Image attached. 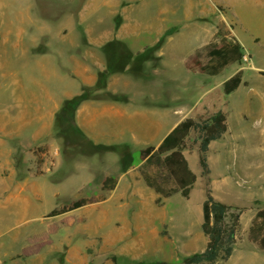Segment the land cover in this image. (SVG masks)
<instances>
[{
  "label": "rangeland",
  "instance_id": "obj_1",
  "mask_svg": "<svg viewBox=\"0 0 264 264\" xmlns=\"http://www.w3.org/2000/svg\"><path fill=\"white\" fill-rule=\"evenodd\" d=\"M86 1L0 0V120L11 112L13 96L23 97L22 82L15 81L13 86L9 66L14 59V70L21 76L25 35L47 27L55 41L67 40L66 46L71 47L87 38L88 25L113 24L117 30L126 23L125 39L136 52L144 43L163 41L154 53L157 60L136 63L138 75L130 72L133 60L116 73L148 80V72L157 70L149 95L167 103L165 110L183 112L193 105L223 110L228 131L210 145L207 174L199 162L197 134H190L184 152L198 178L189 197H184L179 192L164 196L147 184L145 174L166 189L175 186L156 159L142 160V144L96 141L77 124L94 144L114 147L92 152L91 146L57 136L54 125L55 141L46 140L50 147L43 162H35L34 156L25 161V152L18 148L13 156L15 173L7 177L8 189H3L8 183L2 182L0 174V264H130L139 260L181 264L184 256L206 247L208 238L201 223L208 190L242 209L234 251L216 264H264V250L248 236L253 217L264 207V0H95L89 9ZM34 13L39 14L38 21L33 20ZM20 23L27 25L26 32L16 42L17 53L10 56L16 39L6 40L7 33ZM220 26L228 40L239 42L243 60L215 75L191 69L195 54L202 63L209 62L211 44L222 38L217 34ZM112 45L105 52L109 59L123 52ZM240 69L241 84L225 93L223 82ZM66 82L49 79L47 86H54L62 96L67 89L78 91L75 80H70L71 86ZM113 87L132 94V105L143 100L137 83L118 77ZM31 169L38 174L36 193L23 186L34 180ZM107 175L120 179L116 189L103 187ZM80 198L87 203L69 209ZM55 209L59 213L52 214Z\"/></svg>",
  "mask_w": 264,
  "mask_h": 264
},
{
  "label": "crops",
  "instance_id": "obj_2",
  "mask_svg": "<svg viewBox=\"0 0 264 264\" xmlns=\"http://www.w3.org/2000/svg\"><path fill=\"white\" fill-rule=\"evenodd\" d=\"M94 2L95 0H87L86 9H89L90 6L93 7ZM43 15L47 19L44 13ZM205 15H203V19H206ZM26 16L32 21L29 14H26ZM35 19L37 21L40 19L39 14L34 13L33 20ZM26 27L23 23L14 27L10 26L6 40L11 39L14 42V39H16L10 48V56L12 52L13 54L17 53L16 50L14 53V47L17 46L16 42L22 34L26 32ZM126 27V23L121 24L117 30H113V24L108 27L88 25L85 27L87 38L85 40H75L76 42L71 41L74 42L70 45L71 47L66 46L67 40L55 41L56 37L51 36L47 27L37 34L29 33L25 35L24 57L26 58L22 65L21 76L18 75V71L14 70V59H11L9 66L13 68L10 70L14 80L13 86L15 81L19 83V80H21L22 82L23 97L18 100V95L13 96L15 102L10 105L11 112L7 113V118L0 120V174L2 175V182L8 183L7 177L15 173L13 156L18 148L21 153L25 152V161L33 156L37 158V161H35L37 163L44 161L42 156H46L48 147H50L45 142L48 138H50V142L55 141L52 137L55 115L63 100L80 93L83 85L94 84L97 81L98 72L106 68L107 60L103 45L111 41H117L121 43L123 51L126 47L137 54L145 51L148 46L154 45L157 41L156 39L144 43L136 52L125 39ZM11 32L12 35H10ZM61 32H63L62 29L59 30L60 37ZM12 37L14 38L12 39ZM61 58H64L66 62L61 63ZM156 74L157 70L153 74L148 72L147 75L151 76L148 80H142L141 77L138 79L129 73L111 74L108 81V90L114 94L126 96V98L121 100H85L81 102L76 110V123L91 138L95 136L96 141H107L112 144L129 143L130 145L138 143L142 144L144 149L148 146H158L164 137L184 118L188 116L194 118L205 117L217 111H212L206 105L200 109L193 105L183 112L180 111L181 109L165 110L167 103L164 105L152 98L151 94L149 95V91L152 90V88L149 89V86L157 82ZM115 77L137 83L139 94L143 100L132 105L130 103L133 100L132 94H127L113 87ZM55 78L69 81L64 84L67 86H71L70 80H75L79 88L78 91L67 89L63 96L58 94L54 86L53 88L47 86V80ZM16 93L17 90H13V95H16ZM148 95L150 99H148ZM148 158H142V160L146 161ZM29 173L34 180L26 182V185L23 186L36 193L39 191L35 182L38 174L33 169L29 170ZM119 181L120 179H116L111 183L113 187L108 186L107 189H116ZM17 185L19 188L22 187V184ZM8 188L9 183L3 189Z\"/></svg>",
  "mask_w": 264,
  "mask_h": 264
},
{
  "label": "trees",
  "instance_id": "obj_3",
  "mask_svg": "<svg viewBox=\"0 0 264 264\" xmlns=\"http://www.w3.org/2000/svg\"><path fill=\"white\" fill-rule=\"evenodd\" d=\"M217 34H221L222 38L219 42L211 44V49L208 52L210 55L209 62L206 64L202 63L197 58L198 55L195 54L192 59L194 60V65L191 69H198L200 72L215 75L220 73L229 64L243 60L245 53L241 50L239 42L228 40L222 26L218 29ZM162 41L163 39L141 53L134 54L125 47L122 53H115L110 59L106 56L107 68L98 72L97 82L94 85H83L80 93L63 100L60 109L55 115L54 125L56 135L79 146H91L92 152L114 149L111 146L96 145L82 134L75 121L76 110L81 102L88 99H125V96L114 94L106 89L109 76L112 73L124 71V68L131 60L135 64L130 72L138 75L136 63H142L151 58L152 60H157L158 58L154 56V53L160 47ZM112 44L123 48L120 42L111 41L103 45L105 52L106 49L113 46ZM242 78L243 70L240 69L223 82L224 92L228 94L237 89L242 82ZM227 130V114L223 110H217L204 118H194L192 116L184 118L164 137L158 146H148L141 150L140 154L142 158L149 157L156 159L166 169L175 186L172 189H166L160 184H156L145 174L147 183L154 186L156 191L164 196H170L175 192H179L182 196L189 197L198 175L192 169L184 153L187 147V139L191 132L197 134L200 150L199 162L203 168V172L207 174L210 172L208 164L209 146L212 141L222 138ZM79 138L83 140L79 141ZM116 179L114 176H106L103 180V187H113L111 183L116 181ZM87 201L86 198L77 199L71 204L69 209L78 208L86 204ZM202 211L201 227L208 238L206 247L202 251L184 256L181 264H216L226 261L234 251L242 209L215 198L211 190H208L203 202ZM55 213H59L57 209L52 212V214ZM248 236L249 240L264 250V207H259L253 217ZM130 264L172 263L163 260H139Z\"/></svg>",
  "mask_w": 264,
  "mask_h": 264
},
{
  "label": "bare ground",
  "instance_id": "obj_4",
  "mask_svg": "<svg viewBox=\"0 0 264 264\" xmlns=\"http://www.w3.org/2000/svg\"><path fill=\"white\" fill-rule=\"evenodd\" d=\"M125 59V58H124ZM131 65V64H130Z\"/></svg>",
  "mask_w": 264,
  "mask_h": 264
}]
</instances>
